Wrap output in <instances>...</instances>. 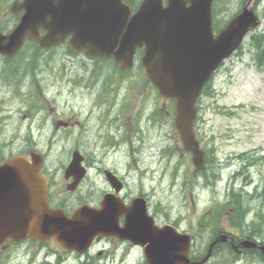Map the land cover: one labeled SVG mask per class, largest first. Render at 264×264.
Here are the masks:
<instances>
[{
    "label": "rangeland",
    "instance_id": "1",
    "mask_svg": "<svg viewBox=\"0 0 264 264\" xmlns=\"http://www.w3.org/2000/svg\"><path fill=\"white\" fill-rule=\"evenodd\" d=\"M241 1L217 0L218 22L224 24L236 14ZM263 12L264 0L258 10L261 17L258 32L264 30ZM248 43L249 38L242 45L243 51L234 54L215 73L212 81L214 94L203 97L201 141L210 151V158L201 172L195 170L191 156L178 143L171 119L168 121L171 107L145 85L139 65L135 64L132 71L117 77L118 83L111 86L110 94L103 83L111 77L110 67L106 65L100 70V80L92 93L78 83L77 75V72L81 73L78 67L82 62L88 64L89 71L92 65L87 58L70 56L64 46L38 56V64L51 65L53 72L45 71L37 81L45 89L50 105L60 111L80 109L83 105V111L88 113L93 106L91 100L100 93L108 94L110 100L113 94L114 101L110 106L94 107V116L101 113V109L110 107V111L94 121L95 132L86 127L91 145L88 154L95 155L100 167L116 168L122 173L128 183V195L146 193L150 213L159 223L175 222L181 229L194 233L196 242L200 238L206 241L217 227L227 228L229 225L234 230L241 225L256 228L257 238L264 240V69L256 67ZM32 58L34 51L28 50L19 61H15L22 64L23 74L28 72V62H32ZM61 62L65 63V68ZM22 98L23 109L30 108L35 102L25 91ZM42 98L39 101L42 102ZM120 108L122 111L118 114ZM158 108L160 111L155 112ZM143 109L147 111L138 115ZM151 112L156 114L155 120ZM111 113L114 120L108 136L114 142L120 137L126 138L120 149L130 155L128 159H123L121 153L113 154L115 148L111 146V151L103 144L107 135L100 134L99 127L106 125ZM149 114L150 120L145 118L144 121ZM142 120L143 133H134L138 130L134 126ZM38 147L49 150L48 138H41ZM244 155L246 161H252V155L257 157L255 166L243 164L241 157ZM65 157L66 152L59 143L53 144L49 150L51 163L56 165ZM95 174L96 170H93L78 195L94 198L98 191L108 189L101 178L94 177ZM204 227L206 229L201 230ZM105 263L109 264V261Z\"/></svg>",
    "mask_w": 264,
    "mask_h": 264
},
{
    "label": "water",
    "instance_id": "2",
    "mask_svg": "<svg viewBox=\"0 0 264 264\" xmlns=\"http://www.w3.org/2000/svg\"><path fill=\"white\" fill-rule=\"evenodd\" d=\"M213 0H144L132 14L124 0H25L13 11L25 13L16 29L0 35V54L12 56L27 40L49 49L71 36L70 47L91 56L113 57L122 69H131L136 50L145 49L142 64L163 99L176 102L175 129L197 169L204 152L195 139L196 101L210 75L229 57L258 22L245 9L218 36L210 26ZM16 13V12H15ZM42 32H45L42 34ZM30 163L15 157L0 166V246L10 238H54L63 250L85 251L99 236L116 227L115 208L129 215L111 196L101 209L80 207L71 217L48 204L47 181L39 173L43 157ZM73 161L71 167L78 164ZM111 183H115L110 177ZM122 238L146 246L148 264H189V243L171 226L157 229L146 215V203L133 200ZM134 213L136 215H134ZM264 251V246L261 248Z\"/></svg>",
    "mask_w": 264,
    "mask_h": 264
},
{
    "label": "flooded vegetation",
    "instance_id": "3",
    "mask_svg": "<svg viewBox=\"0 0 264 264\" xmlns=\"http://www.w3.org/2000/svg\"><path fill=\"white\" fill-rule=\"evenodd\" d=\"M21 14L15 15L11 12V3L9 0H0V32L9 34L20 21ZM12 63L5 61L0 57V165L5 162L11 154L23 146L22 130L26 131L31 139L26 141L31 143L35 149L41 138L46 132L50 133L48 137L49 150L55 143L66 149V157L63 161L53 165L50 160L46 161L44 171L48 178V192L50 205L53 208H63L67 214L83 204L100 207L103 196L107 193L115 194L114 189L108 184V189L98 191L95 199L91 202L84 198H70V194L78 192L68 191L74 182V176L78 173H72L67 176L66 170L72 160L75 151H79L84 156L82 164L87 170H96V175H104L106 169L96 165V157L88 154V148L91 146L84 125L87 118L74 119L62 110L32 106L30 109H22L21 102V82L20 71L11 66ZM43 96V94H41ZM42 100L47 101L44 97ZM41 105V102H40ZM69 112V110L67 111ZM24 122H23V121ZM16 122L14 125L13 122ZM93 122L91 119L89 123ZM24 126V127H23ZM88 129H93L89 125ZM37 131V133H32ZM93 132L94 129H93ZM107 137L103 144L111 148H116L108 131H101ZM123 182V190L119 193L120 198L125 205H129L132 198L126 193L127 184L117 170L111 169ZM89 177V176H88ZM126 217L121 215L118 221L120 227L125 225ZM157 223V222H156ZM159 223V222H158ZM157 223V224H158ZM160 225L161 224L159 223ZM166 225V224H165ZM174 227L181 233L191 235L192 244L190 258L193 263L198 264H264V257L257 253V243L262 245L264 240L257 238V229L241 225L237 230L232 226L217 227L210 238L206 241L196 242L194 233L181 229L174 224ZM202 228L201 230H205ZM251 241L256 244L255 247H247L246 242ZM144 249L132 241L122 240L118 235L109 238H102L96 241L88 252L79 255L77 252H63L54 239L45 241L26 240L24 242H13L10 239L4 241L0 247V264H147L144 258ZM263 261L260 262V261Z\"/></svg>",
    "mask_w": 264,
    "mask_h": 264
},
{
    "label": "trees",
    "instance_id": "4",
    "mask_svg": "<svg viewBox=\"0 0 264 264\" xmlns=\"http://www.w3.org/2000/svg\"><path fill=\"white\" fill-rule=\"evenodd\" d=\"M30 46H32V48H35L34 44L30 43ZM250 47L252 48L251 50H253V56L255 58V62L257 64V66L264 67V32L263 33H255V34L251 35Z\"/></svg>",
    "mask_w": 264,
    "mask_h": 264
},
{
    "label": "bare ground",
    "instance_id": "5",
    "mask_svg": "<svg viewBox=\"0 0 264 264\" xmlns=\"http://www.w3.org/2000/svg\"><path fill=\"white\" fill-rule=\"evenodd\" d=\"M263 244H264V243H263ZM263 244H262V245H263ZM257 245H258V246H261V245H259L258 243H257Z\"/></svg>",
    "mask_w": 264,
    "mask_h": 264
}]
</instances>
